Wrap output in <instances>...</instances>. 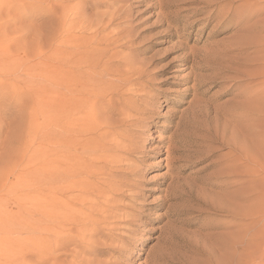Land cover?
Masks as SVG:
<instances>
[{"label": "rangeland", "instance_id": "1", "mask_svg": "<svg viewBox=\"0 0 264 264\" xmlns=\"http://www.w3.org/2000/svg\"><path fill=\"white\" fill-rule=\"evenodd\" d=\"M91 39L99 64L79 70L87 93L62 99L74 123L60 132L55 51ZM248 39L264 41V0H0V264H204L208 249L185 243L227 221L221 261L264 264V46ZM230 107L249 159L219 145ZM57 133L79 166L61 187L79 192L41 187ZM230 158L231 217L190 212L171 177L206 182Z\"/></svg>", "mask_w": 264, "mask_h": 264}, {"label": "bare ground", "instance_id": "2", "mask_svg": "<svg viewBox=\"0 0 264 264\" xmlns=\"http://www.w3.org/2000/svg\"><path fill=\"white\" fill-rule=\"evenodd\" d=\"M216 1V0H215ZM222 3V2H221ZM218 4V3H216ZM215 4V10H219L223 7H225L226 5H228L229 3L227 2L225 5H216ZM245 23V22H244ZM262 23V22H261ZM70 28L67 29V32ZM237 33H249L250 30L249 28H245V27H239L237 30ZM253 36V35H252ZM251 36V37H252ZM68 37V36H67ZM246 37V36H245ZM248 37V36H247ZM256 37V36H255ZM250 38V37H248ZM67 39V38H66ZM255 39V38H254ZM241 41V40H240ZM62 46H59L56 51H55V54H54V62L56 66L55 68V80H54V85L56 87V90H57V99L59 98V109H58V123H57V128L60 132H67L68 130V127L72 126V122L71 119H70V111L69 109H67V111L69 112H65L67 117H69L68 119H66L65 123H62L61 121V118H62V107H61V103H62V99L64 98V100H68L69 103L70 101L72 100L73 101V98H74V93H76L78 90L79 92H84V93H87L88 90L86 89L85 85H87L86 83L84 82H81V80H79L78 78V75H79V70L85 66L86 67H89V66H95V65H98L99 64V61L98 62H95V60L93 59L92 56H90V50H91V47L93 45V39H91V42L90 40H84V41H80V42H62L61 43ZM239 44V43H238ZM245 46H250V47H259V46H264V41L263 42H259V41H255V40H250L248 39V41H246L244 43ZM264 57H262L261 59H263ZM260 59V58H259ZM103 60V59H102ZM258 61V60H257ZM262 61V60H261ZM260 62V61H259ZM87 82V81H86ZM89 83V82H88ZM219 83V82H218ZM213 84L215 85H218L216 82H214ZM83 85V86H82ZM91 86V85H90ZM89 86V87H90ZM88 88V87H87ZM93 89V88H92ZM94 90V89H93ZM95 91V90H94ZM78 92V93H79ZM92 92V91H90ZM263 92V91H262ZM79 93V95H81ZM83 93V94H84ZM97 93V92H96ZM264 93V92H263ZM90 94V93H88ZM91 95V94H90ZM75 96H78V95H75ZM84 96V95H83ZM88 96V95H87ZM259 96V94H258ZM262 96V95H261ZM89 98V96H88ZM262 98V97H261ZM87 99V98H86ZM264 100V99H262ZM80 101V99H79ZM260 101V99H259ZM73 103V102H72ZM81 103V102H80ZM87 103V102H86ZM240 104V103H239ZM237 103V106L242 109L241 107L244 106L242 104L239 105ZM241 106V107H240ZM248 106V105H247ZM254 106V105H253ZM235 107H236V104H235ZM238 107H237V110H238ZM250 107V106H249ZM259 107V106H258ZM256 108V107H255ZM64 109V108H63ZM254 109V108H253ZM257 109V108H256ZM262 109L259 107V110ZM251 110V109H250ZM249 110V111H250ZM87 111V110H86ZM261 111V110H260ZM252 112V111H251ZM255 113L258 112L257 110L254 111ZM259 113V112H258ZM261 113V112H260ZM259 113V114H260ZM72 115V114H71ZM75 115V113H74ZM82 116V115H81ZM226 118L225 119V131L223 130L224 133L228 134L229 136H227V138H223L222 140H220L219 138V145L220 147L224 148V149H227L228 151L231 152L232 151H235L236 152V155L239 156V158L241 159H249L246 155V151H245V147L248 145V143L246 144L245 142L240 144V141L242 142V139L240 140V132H238V134H236V137L233 136V138H231V107L229 108V113L226 112ZM79 119V118H78ZM75 120V119H74ZM82 120V119H81ZM85 120V119H84ZM57 121V119H56ZM66 124V126L64 125ZM83 126V125H82ZM72 128V127H71ZM75 131V130H74ZM83 131V130H82ZM59 132V133H60ZM236 132V131H235ZM244 133V132H243ZM254 133V132H253ZM253 133H249V135H252L253 136ZM257 133V132H255ZM259 133V132H258ZM58 134V133H57ZM61 134V133H60ZM242 134V133H241ZM248 134V132H247ZM247 134H243L245 135L246 137L250 138L249 136H247ZM67 135V134H66ZM72 135V134H71ZM214 135V134H213ZM242 135V136H243ZM57 144H58V148H57V156H59L56 160V163L55 164V167H53L52 169V166L48 169H51L53 170L52 172H50L51 174H49L48 177H46V175L48 174H41V187L42 189H44L45 191H47L46 193L48 192H51V191H54V192H59V194L61 193V191H71V190H74L75 189V185H76V190L77 187H79V190L81 188L82 190V184L78 185V183H75L74 185H72V187L70 186H64V185H67L65 184L66 181H70L74 178H76V176L79 174L78 172V168L79 166H76L78 167L76 170L74 168V166L76 164H72L71 161H69V158H65L64 157V152H66L65 148L67 147V144L62 140V138L60 137V135L58 134L57 135ZM62 136V135H61ZM256 136V135H255ZM254 136V137H255ZM69 137V136H67ZM239 139H238V138ZM245 137V138H246ZM260 137V136H259ZM72 138V137H71ZM218 138V137H217ZM244 138V139H245ZM66 139V138H65ZM216 139V137H215ZM238 139V142L237 140ZM67 140V139H66ZM68 141V140H67ZM71 143V142H70ZM243 144H246L245 147L243 146ZM69 145V144H68ZM250 145V144H249ZM251 146V145H250ZM258 146V145H256ZM80 147V146H79ZM260 146L257 147H252L253 149L254 148H257L259 150H256V151H261V147L259 148ZM69 149V148H68ZM74 149V148H73ZM262 149H264V147H262ZM83 150V149H82ZM254 150V151H255ZM177 151V150H176ZM252 152V149L250 150ZM264 151V150H263ZM262 151V152H263ZM68 152V151H67ZM166 153L169 154L170 153V148H167L166 149ZM178 153V152H177ZM68 154V153H66ZM232 154V153H231ZM251 154V153H250ZM249 154V155H250ZM228 155V154H227ZM235 155V154H234ZM232 155V156H234ZM66 156V155H65ZM75 156V155H74ZM78 156V155H77ZM180 156H183L182 154ZM73 157V156H72ZM185 157V156H184ZM183 157V158H184ZM227 157V156H226ZM182 158V159H183ZM186 158H188V160L190 159H194L193 162L195 163V161H199V162H196L194 165H199L203 160H199V157L196 156V154L194 153H191L188 156H186ZM233 158V157H232ZM228 159L226 162H224L223 164L222 163H216L214 165H212V173L210 174L211 177H209L208 181H204L203 178L199 177L198 176V173H199V170L191 173V178L189 179L188 182L186 183H183V180H179L178 178L176 177H171V181L174 182L176 179L177 181L176 182H182L181 184H177V187L178 189H180V194H181V198L180 199H186L187 202H189L190 204H192V206H194L193 209L190 210V212H194L199 210L201 207H205L206 210L208 211H211V212H220L222 214H224V216L226 218L228 217H231V182L230 181H227V179H231V164L228 165V162H231V159ZM75 159V158H74ZM181 159V157L179 158ZM234 159H237V158H234ZM252 159V158H251ZM73 160V159H72ZM176 160V159H175ZM185 160V159H183ZM233 160V159H232ZM239 159H237L238 161ZM179 161V160H178ZM235 161V160H234ZM235 161V163L237 162ZM241 161V160H240ZM251 161V160H250ZM185 162V161H183ZM239 162V161H238ZM237 162V163H238ZM74 163V162H73ZM80 163V162H79ZM177 161L173 162L172 161V165L175 166L177 165L176 164ZM171 164V162H170ZM175 164V165H174ZM234 164V163H233ZM193 165V163H192ZM242 165V164H241ZM180 166V165H178ZM47 168V167H46ZM181 168V167H180ZM235 168V167H234ZM237 168V166H236ZM260 168V167H259ZM81 169V168H80ZM50 170V171H51ZM85 170V169H84ZM235 170V169H234ZM177 171V170H176ZM47 172V170H46ZM42 173H45V171L42 170ZM87 173V172H86ZM51 175V176H50ZM178 175V174H177ZM225 175V176H223ZM82 177V176H81ZM179 177V176H178ZM74 181V180H73ZM83 181V180H82ZM72 182V181H71ZM69 183V182H68ZM82 183V182H81ZM84 183V182H83ZM50 184L52 185H59L58 189L57 187L54 186L53 187H50ZM64 184L63 186L64 187H61V185ZM72 184V183H71ZM70 184V185H71ZM86 185V184H85ZM90 185V183L88 184ZM87 186V185H86ZM92 186V185H91ZM203 186V187H202ZM88 187V186H87ZM202 187V188H201ZM57 189V191H56ZM92 189V187H91ZM89 189V190H91ZM75 190V191H76ZM78 190V192H79ZM89 190H85V191H89ZM43 191V190H42ZM92 191V190H91ZM72 192V191H71ZM68 193V192H67ZM52 194V193H51ZM55 194V193H54ZM58 194V193H57ZM62 194V193H61ZM46 195V194H45ZM43 195V196H45ZM171 196V195H170ZM169 196V197H170ZM46 197L50 200L53 198V196L51 197L49 194L46 195ZM45 197V198H46ZM69 197V196H67ZM263 197V196H262ZM44 198V197H43ZM42 198V200H43ZM44 198V199H45ZM46 198V199H47ZM70 198V197H69ZM167 198V197H166ZM45 199V200H46ZM73 200V198H71ZM71 199L69 201H71ZM81 199V198H79ZM78 199V200H79ZM83 199V198H82ZM174 199V198H173ZM173 199H168V200H173ZM178 199V198H177ZM41 200V201H42ZM54 200V199H53ZM52 200V201H53ZM51 201V200H50ZM51 202H48V203H52ZM55 202V201H53ZM74 202V201H72ZM43 205L46 204L44 203V201H42ZM61 203V202H60ZM63 203V202H62ZM68 203V202H67ZM66 203V204H67ZM65 203H63V206H64ZM51 204H49L50 206ZM58 205V204H57ZM56 205V207H57ZM68 205V204H67ZM62 206V207H63ZM66 206V205H65ZM42 207V206H41ZM44 207V206H43ZM42 207V208H43ZM45 207H48V206H45ZM51 208L54 207V206H50ZM67 207V206H66ZM70 207V206H68ZM67 207V208H68ZM71 208V207H70ZM46 209V208H45ZM63 209H65L63 207ZM63 209L61 210V213L63 211ZM50 213H52L54 215V209H50ZM51 210H54L53 212H51ZM57 210V209H56ZM68 210V209H67ZM72 210V209H71ZM201 210V209H200ZM199 210V212H200ZM43 211V209L41 210V212ZM47 210L43 211L45 213H48L46 212ZM59 211V210H58ZM66 212V210H64ZM185 211V210H184ZM64 212V213H65ZM70 212V211H68ZM169 212V211H167ZM44 213V214H45ZM60 213V212H59ZM74 213V212H73ZM72 213V214H73ZM263 213H264V209H263ZM66 214V213H65ZM63 214V215H65ZM69 214V213H68ZM184 214V213H183ZM41 215V214H40ZM51 215V214H50ZM51 215V216H53ZM59 215V214H58ZM57 215V216H58ZM169 215V214H168ZM178 215V214H177ZM42 216H45V217H48L49 215L46 216L42 214ZM56 216L55 219H59L58 217ZM55 217V216H54ZM63 217H66V216H63ZM70 217V216H69ZM79 217V216H78ZM53 218V217H52ZM71 219V218H70ZM67 221V219H64ZM69 220V219H68ZM73 220V219H72ZM75 220V219H74ZM83 220V219H82ZM70 221V220H69ZM56 222V221H55ZM44 223V221H43ZM65 223V222H64ZM63 223V224H64ZM67 224H68V221H67ZM66 224V225H67ZM222 225H218L216 227H213V228H209V229H201L200 227L197 228L194 232H193V239H190L188 238V242H183L185 243V248L188 249V250H191L194 249L197 250V251H201L200 248H206L208 249V251H204L206 252L205 255H207V260L204 262V264H224L222 261H226L228 264H230V262L228 261L229 260V257L227 260H224L222 256L221 258L223 259L221 261V259L217 256V254L219 252L221 253H226L227 251H229L231 249V223H228V221L226 223H221ZM193 227V226H192ZM198 227V226H197ZM43 228V227H42ZM46 228V226H45ZM62 229V227H61ZM43 231V230H42ZM206 231L204 234L201 233V232H204ZM46 232V231H45ZM55 232V231H54ZM44 233V231H43ZM183 241V240H182ZM191 243L192 246H194L195 248H190L189 244ZM182 243V244H183ZM203 252V251H202ZM225 258V257H224ZM226 259V258H225ZM222 262V263H221Z\"/></svg>", "mask_w": 264, "mask_h": 264}]
</instances>
